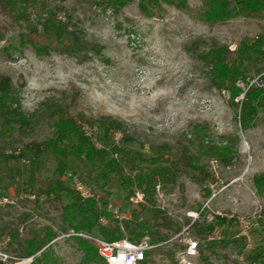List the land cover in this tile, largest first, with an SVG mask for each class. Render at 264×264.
<instances>
[{
    "label": "rangeland",
    "instance_id": "374dc122",
    "mask_svg": "<svg viewBox=\"0 0 264 264\" xmlns=\"http://www.w3.org/2000/svg\"><path fill=\"white\" fill-rule=\"evenodd\" d=\"M139 1L114 9L89 0H54L60 17L71 15L77 25L81 47L76 54L64 53L42 38L37 45L48 46L44 53H36L30 43L21 46L25 26L0 15L5 36L0 42V74L11 78L20 110L31 118L27 128L16 123L9 136L0 137V200H6L0 204V224L8 226L0 236L2 249L16 255L17 242L41 240L50 229L55 234L51 241L55 262L49 264H85L72 236L59 237L72 230L64 211L70 195L61 191L55 199L52 192L46 193L57 178L75 191L68 173L86 184L98 196L97 208L109 214L100 215L91 232H82L101 234V228L118 226L129 238L126 223L153 228L151 202L146 198L130 202L117 174L75 155L66 158L60 175L56 173V159L44 141L51 136L53 119L64 115L82 126L97 149L113 145L120 149L117 157L124 160L126 171L127 161L150 159L162 152L161 146L167 147V157L183 152L190 156L191 166L178 163L173 184L156 185L155 206L172 220V229L179 230H161L173 239L158 242L147 264H176L184 247L180 241L184 229L186 236L199 240L195 264H240L235 255L242 253L243 243L232 239L236 217L252 215L260 203L264 218V191L258 192L253 182L264 174V96L263 106L242 128L244 94L232 101L226 90L212 86L209 68L199 54L217 43L227 45L233 57L242 41L264 35V12L209 25L199 19L201 0H187L186 10L145 0L147 12ZM262 73L264 62L258 61L248 67L247 81L262 86L258 79ZM239 85L247 89L245 82ZM106 118L121 124L112 130L120 134L117 145L104 135ZM224 145L233 149L229 158L212 155L209 146ZM203 205L206 214L215 217L213 222L200 216L196 227L192 223L186 229L191 222L188 213ZM213 226L220 228L224 239L210 245L204 239ZM14 232L16 237L10 239ZM256 233L257 245L244 254L243 264L264 263L263 231ZM145 234L141 240L150 241Z\"/></svg>",
    "mask_w": 264,
    "mask_h": 264
},
{
    "label": "trees",
    "instance_id": "16d2710c",
    "mask_svg": "<svg viewBox=\"0 0 264 264\" xmlns=\"http://www.w3.org/2000/svg\"><path fill=\"white\" fill-rule=\"evenodd\" d=\"M133 0H89L90 3L98 6H109L119 9L126 6ZM154 3L162 2L174 6L180 10L188 8L187 0H152ZM52 2V3H51ZM145 0H140V8L147 12ZM203 10L199 19L209 25L221 23L237 16H255L264 12V0H201ZM60 6L54 0H0V15L8 17L11 23L18 26H25L26 31L20 32V45L25 46L30 43L36 53H44L48 46H38L40 39L48 41L51 46L64 53L76 54L81 47V38L77 32V25L73 24V16L68 18L60 17ZM32 17L35 19L32 20ZM78 22V18H76ZM76 26V27H75ZM74 27V28H73ZM3 25H0V42L4 39ZM234 56L227 45L214 43L208 50L199 54V58L206 63L209 68L208 74L212 86L219 90H226L232 101L244 94L241 103L240 123L242 128L247 125L251 115L257 113L258 106H263L261 99L264 96V73L259 76V82L247 81L248 67L255 65L258 61L264 62V35L258 36L251 42L242 41L234 51ZM245 82L247 89L239 85ZM60 111V108H58ZM19 123V128L25 129L31 123V118L25 117L20 110L18 89L14 86L11 78L0 74V137L9 136L14 124ZM104 135L112 137V130L119 129L121 124L117 120L110 118L102 122ZM51 136L44 141V148L51 152L56 159V173L60 175L66 167V158L75 155L84 161L103 168L108 173L119 176L120 184L129 194L136 187L142 190L145 198L151 202L153 228L144 224L132 226L130 223L124 225L132 241H140L146 236L145 231L150 236L151 243H158L169 239V234L162 233L161 230L176 232L172 229V220L166 212L155 206L153 195L158 183L173 184L177 178L179 162L185 166H191L190 156L185 152L177 157H167L164 151L166 146L159 149L162 152L152 156L150 159L139 157L137 160L127 161L129 170H125L124 160L117 157L121 150L114 145L111 148L102 147L97 149L91 138L85 133L82 126L73 118L59 115L53 119ZM199 130H204L203 126ZM113 142V141H112ZM212 155L221 160L229 158L233 149L230 145L209 146ZM258 192L264 191V174L253 179ZM66 191L71 197V202L64 206L71 229L74 231L91 232L100 215L108 216L105 210H99L93 199H82L75 191L63 186L61 179L57 178L53 185L47 188L46 193H53L55 199L59 198V193ZM221 221L223 218H219ZM212 223V222H211ZM197 222L193 223L196 227ZM7 224H0V236L6 233ZM264 229V228H263ZM262 229V230H263ZM99 235L108 240L122 237L124 234L118 226L112 229L101 228ZM10 239L16 237L15 232L10 233ZM55 234L47 229L41 240L29 239L17 242L16 255L34 256L32 264H49L52 259L51 241ZM76 241V248L83 254L85 264L98 263L105 264L98 256L94 245L79 236H72ZM9 247L12 245L8 243ZM7 250V249H6ZM258 261V260H256ZM260 264V261H258ZM264 264V263H261Z\"/></svg>",
    "mask_w": 264,
    "mask_h": 264
},
{
    "label": "built area",
    "instance_id": "2783aa9c",
    "mask_svg": "<svg viewBox=\"0 0 264 264\" xmlns=\"http://www.w3.org/2000/svg\"><path fill=\"white\" fill-rule=\"evenodd\" d=\"M112 139L115 145L120 142V134L113 133ZM68 178L71 180L73 189L82 199H93L96 202V207L100 208L98 196L93 194L89 188L81 182L76 176L68 173ZM158 188V186H157ZM34 197V195H29ZM145 194L142 190L134 187L132 193L129 196V201L135 204L144 202ZM6 200H0L1 203H5ZM207 206L203 205L195 212L188 213L191 222L187 225L186 229L194 223L200 216L205 219L206 223H211L214 220L213 214H206ZM237 232L232 239L234 241H240L243 243L242 253L235 255L238 263H244L245 253L250 252L256 247L257 233L263 231L264 235V218L262 215V206L257 204L255 211L250 216H237L236 217ZM263 229V230H262ZM184 229L181 234L183 238L180 240L183 242L184 247L177 254L176 264H195V258L199 255V240L186 236ZM79 236L89 241L95 246L98 256L104 261L105 264H147L151 250H153L158 244L151 243L150 241L140 240L132 241L125 234L117 239L108 240L99 234L87 233L82 231L70 230L61 234L59 237ZM179 236H176L178 238ZM173 238L169 239L172 240ZM224 239L222 231L217 226H213L208 229L204 241L207 244H215ZM37 255V254H35ZM35 255L31 256H18L11 252H8L0 247V264H30ZM221 264V263H217ZM249 264H259L258 261L252 260Z\"/></svg>",
    "mask_w": 264,
    "mask_h": 264
}]
</instances>
